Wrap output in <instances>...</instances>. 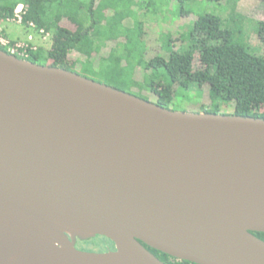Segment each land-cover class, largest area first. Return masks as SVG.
<instances>
[{
	"label": "water",
	"instance_id": "95a60500",
	"mask_svg": "<svg viewBox=\"0 0 264 264\" xmlns=\"http://www.w3.org/2000/svg\"><path fill=\"white\" fill-rule=\"evenodd\" d=\"M264 118L174 111L0 48V264H264ZM108 238L91 252L79 241ZM146 245V246H145Z\"/></svg>",
	"mask_w": 264,
	"mask_h": 264
},
{
	"label": "trees",
	"instance_id": "16d2710c",
	"mask_svg": "<svg viewBox=\"0 0 264 264\" xmlns=\"http://www.w3.org/2000/svg\"><path fill=\"white\" fill-rule=\"evenodd\" d=\"M176 1L184 17L192 14L184 8L188 0ZM19 4L26 7L24 25L34 23L38 30L52 33L49 50L30 51L24 59L102 78L167 109L184 99L193 101V93L201 97L208 88L209 105L197 113L264 118V55L239 42L236 28L225 26L219 16H198L180 40L160 32L152 46V31L137 16L139 0H0V17H12ZM257 34L264 43V20ZM110 43L115 47L106 51ZM253 234L264 240V232ZM95 238L115 249L108 238ZM146 247L166 264H195Z\"/></svg>",
	"mask_w": 264,
	"mask_h": 264
},
{
	"label": "rangeland",
	"instance_id": "374dc122",
	"mask_svg": "<svg viewBox=\"0 0 264 264\" xmlns=\"http://www.w3.org/2000/svg\"><path fill=\"white\" fill-rule=\"evenodd\" d=\"M139 1L141 6L136 7L137 16L145 22L147 29L152 31L151 38L154 41L152 42V46L155 45V40L159 36L158 33L170 32L175 38L180 40L182 33L192 25L198 16L214 14L223 20L225 26L236 28V39L244 43L251 52L257 55H264V43L257 34L258 23L264 20V2L259 0H223L221 2L188 0L184 8L192 11V14L184 17L181 14L180 4L176 0ZM4 30V34H7V37L12 41L30 42L36 45L39 50H49L52 46L51 32L39 36L34 30L27 29V27L22 28L14 24L6 26ZM30 34L33 35L32 41L29 39ZM177 44L180 45V41ZM112 47H115L114 43L108 44L106 51ZM154 50L155 48L152 51ZM153 53H156V50ZM197 65L198 61L196 62ZM95 81L107 84L102 78H96ZM193 96V101L190 99L180 100L181 102L173 104L170 110L198 112L203 107L209 105L208 88H204L201 97H198L197 93H193ZM77 248L91 252H107L112 246L105 239L95 238L87 243L81 241L77 244Z\"/></svg>",
	"mask_w": 264,
	"mask_h": 264
},
{
	"label": "built area",
	"instance_id": "2783aa9c",
	"mask_svg": "<svg viewBox=\"0 0 264 264\" xmlns=\"http://www.w3.org/2000/svg\"><path fill=\"white\" fill-rule=\"evenodd\" d=\"M26 14V7L24 4H19L15 11L14 15L6 20H3L0 17V45L7 48L10 54L19 56V57H29L30 51H38L39 48L30 42H16L12 41L7 34L5 35L4 28L10 25H18L19 27H27V29L34 30V32L38 33L39 36L44 35V30H38L34 23H30L29 25H24V16ZM35 35V34H34ZM29 39L33 40V35L30 34Z\"/></svg>",
	"mask_w": 264,
	"mask_h": 264
}]
</instances>
